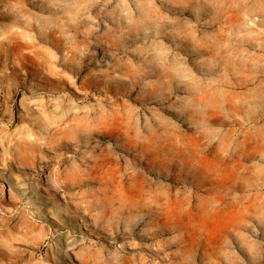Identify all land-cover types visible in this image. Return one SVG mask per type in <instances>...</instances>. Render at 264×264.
Returning a JSON list of instances; mask_svg holds the SVG:
<instances>
[{
	"label": "rangeland",
	"instance_id": "rangeland-1",
	"mask_svg": "<svg viewBox=\"0 0 264 264\" xmlns=\"http://www.w3.org/2000/svg\"><path fill=\"white\" fill-rule=\"evenodd\" d=\"M0 264H264V0H0Z\"/></svg>",
	"mask_w": 264,
	"mask_h": 264
},
{
	"label": "bare ground",
	"instance_id": "bare-ground-1",
	"mask_svg": "<svg viewBox=\"0 0 264 264\" xmlns=\"http://www.w3.org/2000/svg\"><path fill=\"white\" fill-rule=\"evenodd\" d=\"M150 210V209H149ZM103 213V212H102ZM157 231H159V230H156V231H153L152 232V235H151V237L153 236V235H155V233H157ZM129 233V232H128ZM154 237V236H153ZM145 238H147V236H145ZM150 238V237H149Z\"/></svg>",
	"mask_w": 264,
	"mask_h": 264
}]
</instances>
